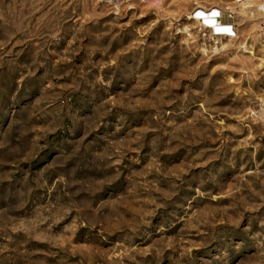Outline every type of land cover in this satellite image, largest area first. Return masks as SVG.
I'll return each instance as SVG.
<instances>
[{"label": "rangeland", "instance_id": "374dc122", "mask_svg": "<svg viewBox=\"0 0 264 264\" xmlns=\"http://www.w3.org/2000/svg\"><path fill=\"white\" fill-rule=\"evenodd\" d=\"M263 6L0 0V264H264Z\"/></svg>", "mask_w": 264, "mask_h": 264}, {"label": "bare ground", "instance_id": "6f19581e", "mask_svg": "<svg viewBox=\"0 0 264 264\" xmlns=\"http://www.w3.org/2000/svg\"><path fill=\"white\" fill-rule=\"evenodd\" d=\"M245 5V4H244ZM263 9H262V13H263V15H264V6L262 7ZM246 13V12H245ZM198 14H200V16H201V14L202 13H198ZM215 14V13H214ZM210 15V14H209ZM204 20L206 21V23H209V24H211V26H212V28H216V29H218V30H220L221 28H220V26H221V24L220 23H216V21H215V19L214 18H212V16H205L204 17ZM262 112H260L259 114H261ZM262 115V114H261ZM264 116V115H263ZM263 118V117H262ZM264 119V118H263Z\"/></svg>", "mask_w": 264, "mask_h": 264}, {"label": "built area", "instance_id": "2783aa9c", "mask_svg": "<svg viewBox=\"0 0 264 264\" xmlns=\"http://www.w3.org/2000/svg\"><path fill=\"white\" fill-rule=\"evenodd\" d=\"M216 23H219V21L217 20Z\"/></svg>", "mask_w": 264, "mask_h": 264}]
</instances>
